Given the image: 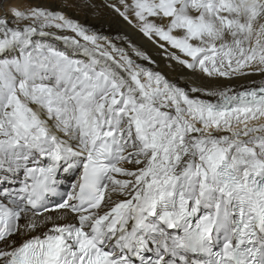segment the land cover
<instances>
[{
    "label": "snow or ice",
    "instance_id": "obj_1",
    "mask_svg": "<svg viewBox=\"0 0 264 264\" xmlns=\"http://www.w3.org/2000/svg\"><path fill=\"white\" fill-rule=\"evenodd\" d=\"M0 264H264V0H0Z\"/></svg>",
    "mask_w": 264,
    "mask_h": 264
},
{
    "label": "bare ground",
    "instance_id": "obj_2",
    "mask_svg": "<svg viewBox=\"0 0 264 264\" xmlns=\"http://www.w3.org/2000/svg\"><path fill=\"white\" fill-rule=\"evenodd\" d=\"M48 3H56L57 0H46ZM96 4H101L103 0H94ZM69 15L77 18L81 23L87 25H98L101 21L104 23V33L106 35H117V34H127L133 38V40L144 49L152 53L156 58L157 62L160 64L161 69L167 71L166 62L157 55L156 49L147 43V41L142 38L135 29L123 22L119 17L115 16L108 9L101 8L97 10L88 9H70L68 10ZM169 75H172L169 73Z\"/></svg>",
    "mask_w": 264,
    "mask_h": 264
}]
</instances>
